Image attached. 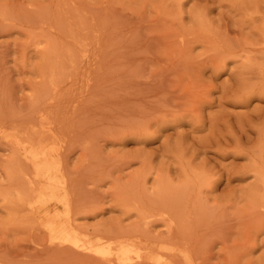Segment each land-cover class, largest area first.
<instances>
[{
    "label": "rangeland",
    "instance_id": "1",
    "mask_svg": "<svg viewBox=\"0 0 264 264\" xmlns=\"http://www.w3.org/2000/svg\"><path fill=\"white\" fill-rule=\"evenodd\" d=\"M0 264H264V0H0Z\"/></svg>",
    "mask_w": 264,
    "mask_h": 264
}]
</instances>
